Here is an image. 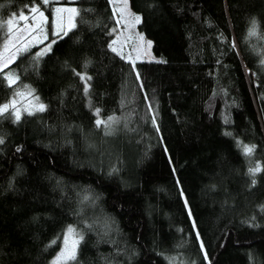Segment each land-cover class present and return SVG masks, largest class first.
<instances>
[{
  "label": "trees",
  "instance_id": "trees-1",
  "mask_svg": "<svg viewBox=\"0 0 264 264\" xmlns=\"http://www.w3.org/2000/svg\"><path fill=\"white\" fill-rule=\"evenodd\" d=\"M56 3L76 27L10 65L46 110L0 118V264H51L68 226V264H264V170L248 174L264 169V40L248 38L264 0H128L158 57L135 66L112 51L109 0L53 1L49 29ZM31 4L0 0V24Z\"/></svg>",
  "mask_w": 264,
  "mask_h": 264
},
{
  "label": "snow or ice",
  "instance_id": "snow-or-ice-1",
  "mask_svg": "<svg viewBox=\"0 0 264 264\" xmlns=\"http://www.w3.org/2000/svg\"><path fill=\"white\" fill-rule=\"evenodd\" d=\"M40 4L48 6L49 0H40ZM54 12L55 16L53 18V34L60 38H63V36H67L68 32L76 27L74 19L77 15H79V12L74 7H56L54 9ZM29 13L31 14L30 16L22 12L19 14L18 18L13 17L12 19H8L6 24H0V31H4L7 37L6 42L3 46V52L0 53V80L7 81L8 87L13 88V97L11 98L10 102L0 106V118H14V122L17 123L21 120L22 112H26L28 115H33L35 111L43 112L46 110V105H44L43 103H39V97L35 96L34 90L28 88L27 85L23 86L24 89H27L26 91H22L19 87H13L14 85H17L19 76L14 75L15 70L10 69V65L15 62L20 53L29 51L30 45L33 40H35L37 43H42L43 40L47 39L46 25L48 24V17L45 16L44 11H41V7L35 3V0H33V6L29 8ZM65 13H67L66 19L64 15ZM123 15L124 12L121 11V17H123ZM29 20H31V23H25L23 26L19 25V21ZM134 20L136 24H139L141 22V18L139 16H135ZM16 29H19L20 33H23L26 30L27 35L23 37L21 35H17ZM248 38L264 40V30L260 28L258 22L255 19L251 21V28L248 31ZM21 40H23L24 42L22 43V46H18L17 42ZM140 40L143 42L144 38L141 36ZM113 44H115V41L113 42ZM146 47L148 49L152 47L150 41L147 42ZM233 47H235V45H233ZM13 49H15V51H13ZM49 51H51V43L44 49H42L39 53L35 54L37 60L43 55L47 54ZM112 51L117 52V49L113 47ZM117 54L120 53L117 52ZM261 63H264V59L261 60ZM5 69H8L9 71L5 72ZM77 75H80V78L85 81V92L87 93V80H90L91 77L81 75L80 73H77ZM29 97H31L32 99H28ZM18 105L24 106L18 107ZM94 114L99 117L100 109L95 108ZM118 122V118L114 116H108L104 119L98 118L96 120V126L98 128L103 127L105 135H110L111 126ZM226 134L230 135V133ZM3 142V138H0V144H2ZM241 147L242 155L246 157H250L255 153V145L249 146L244 144ZM262 170L264 169H262L259 165L254 168L248 169V174L252 177L251 183L253 186L257 182L255 176ZM185 203L187 202L185 201ZM197 237H199V234H197ZM82 239L83 236L81 235V233L77 232L74 227L68 226L62 237L63 247L55 257L53 264H68L69 261H76L77 250ZM55 244L56 240H53L51 241L49 246ZM203 247V243H201V249H203ZM205 257L207 258V254H205Z\"/></svg>",
  "mask_w": 264,
  "mask_h": 264
},
{
  "label": "rangeland",
  "instance_id": "rangeland-1",
  "mask_svg": "<svg viewBox=\"0 0 264 264\" xmlns=\"http://www.w3.org/2000/svg\"><path fill=\"white\" fill-rule=\"evenodd\" d=\"M53 1L62 2V0H49V3L53 2ZM125 3H126V8H125ZM36 4H38L41 7V11H44L45 16L47 17L46 8L48 6H44L40 3H36ZM109 4H110V9H112L113 20H115L114 25L111 26V28H110V31L112 34V38L110 40L111 48L115 47L117 49V52H119L120 55L124 59H126L128 62H131L134 66L138 62H141V60H148V61L156 60L158 57H157V55H155L154 51L152 50V47L150 49H148L146 47L147 42H149V41L151 42V40L145 38L141 34L140 30H138V28H137L138 24H136L135 20H134L135 16H138V14H136L135 12H133L131 10V8L129 7V4H128V0H109ZM31 6H33V4H31L30 6H26L24 8H21V9H19V11L11 12L8 17L3 19L4 24H6L8 19H12L13 17L18 18L19 14L22 12L24 14L30 16L31 14L29 13V8ZM56 7H61V8H72V7H74L77 9L76 5H74V4L72 5V4H65V3H62V4L56 3L52 6V9H51V12H52L51 28L49 29L48 24L46 25L47 39L43 40L42 43H37L35 40H33L31 45H30L29 49H31L32 47H35V46L38 47L36 53H39L42 49H44L50 43H51V47H52L53 41H55L57 38H59L58 36L53 34V18L55 16L54 9ZM121 11L124 12L123 17H121ZM64 15H65V19H66L67 13H65ZM74 22H75V19H74ZM25 23H31V20L19 21L20 26H23ZM16 33H17V35H21L22 37L27 35L26 30L23 33H20L19 29H16ZM141 36L144 38L143 42L140 40ZM6 39H7V37L5 34L4 39L0 42V53L3 52V46H4V43L6 42ZM29 39H31V38H29ZM114 41H115V44H113ZM23 42H24L23 40L18 41L17 42L18 46H22ZM151 44H152V42H151ZM13 51H15V49H13ZM9 55H10V53H9ZM21 90L26 91L27 89L23 88ZM34 94H35V96H37L35 92H34ZM11 98L2 101V103H0V106H2L5 103H9ZM28 99H32V98L29 97ZM39 103H43V102L39 99ZM23 106L24 105H18V107H23ZM22 114H24V112H22ZM66 229H65V231H66ZM65 231L62 233V237H63ZM62 247H63V243H62V239H61V243H60V246L58 248V251H56V253L53 255V257L51 259L52 260L51 264H53L55 257L61 251Z\"/></svg>",
  "mask_w": 264,
  "mask_h": 264
}]
</instances>
